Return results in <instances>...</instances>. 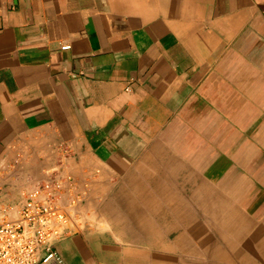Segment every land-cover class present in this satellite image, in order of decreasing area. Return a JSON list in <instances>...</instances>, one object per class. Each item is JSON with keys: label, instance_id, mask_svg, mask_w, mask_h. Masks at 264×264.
Here are the masks:
<instances>
[{"label": "crops", "instance_id": "obj_1", "mask_svg": "<svg viewBox=\"0 0 264 264\" xmlns=\"http://www.w3.org/2000/svg\"><path fill=\"white\" fill-rule=\"evenodd\" d=\"M66 155V264H264V0H0V217Z\"/></svg>", "mask_w": 264, "mask_h": 264}, {"label": "built area", "instance_id": "obj_2", "mask_svg": "<svg viewBox=\"0 0 264 264\" xmlns=\"http://www.w3.org/2000/svg\"><path fill=\"white\" fill-rule=\"evenodd\" d=\"M69 152V146L63 147ZM67 155L60 157L47 177L38 181L25 195V202L15 219L0 220V264H38L57 258L66 264L55 249L63 234L75 226L69 205L62 203L71 175L64 171ZM83 197L78 196V202Z\"/></svg>", "mask_w": 264, "mask_h": 264}, {"label": "rangeland", "instance_id": "obj_3", "mask_svg": "<svg viewBox=\"0 0 264 264\" xmlns=\"http://www.w3.org/2000/svg\"><path fill=\"white\" fill-rule=\"evenodd\" d=\"M72 214L74 215V213H73V212H72ZM12 215H13V216H11V217H8L7 219L14 217L15 213H12ZM3 218H4V217H0V220H2ZM77 228H78V227H77Z\"/></svg>", "mask_w": 264, "mask_h": 264}]
</instances>
